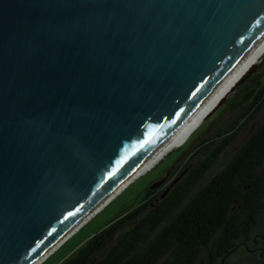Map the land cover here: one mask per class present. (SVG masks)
I'll list each match as a JSON object with an SVG mask.
<instances>
[{
    "label": "water",
    "instance_id": "1",
    "mask_svg": "<svg viewBox=\"0 0 264 264\" xmlns=\"http://www.w3.org/2000/svg\"><path fill=\"white\" fill-rule=\"evenodd\" d=\"M263 35L264 0H0V264L42 263Z\"/></svg>",
    "mask_w": 264,
    "mask_h": 264
},
{
    "label": "trees",
    "instance_id": "2",
    "mask_svg": "<svg viewBox=\"0 0 264 264\" xmlns=\"http://www.w3.org/2000/svg\"><path fill=\"white\" fill-rule=\"evenodd\" d=\"M262 79V73L253 74L227 98L220 110L229 112V121L212 124L191 147L197 153L189 160L179 157L177 177L193 164L165 196L148 200L147 188L137 207L126 209L59 264H251L229 259L264 235L256 232L264 215V119L206 183L194 188L255 115L264 113Z\"/></svg>",
    "mask_w": 264,
    "mask_h": 264
},
{
    "label": "rangeland",
    "instance_id": "3",
    "mask_svg": "<svg viewBox=\"0 0 264 264\" xmlns=\"http://www.w3.org/2000/svg\"><path fill=\"white\" fill-rule=\"evenodd\" d=\"M263 58L260 59L258 63L261 62ZM261 66L252 71L247 78L251 77L255 73H262V80L264 81V67ZM245 81H243L241 84H243ZM237 88L229 96L232 97L233 95L237 94L239 91ZM230 116L231 115L227 110H220L219 108L210 118L202 120L200 124H198L196 127H193L189 132L185 133L183 138L179 140V143H176L171 148L167 149L164 154H162L152 164L151 167L144 169L136 178L130 181V183H128L116 196H114L103 208H101V210H99L83 226L75 231L40 264H59L89 237L93 236L105 225L116 219L119 215L123 214L126 209L137 207L143 197L144 191L148 188L152 180L164 175L167 169L170 168L179 159V157H181L183 152L190 149L203 137L205 133L211 129L213 126L212 124L223 126L229 121ZM263 119L264 113L258 112L250 121V123L246 125L245 128L238 134L236 140L222 152L219 163L215 164L213 168L204 175V177L194 188V191L199 189L211 178L213 173L218 170L219 164L221 162L230 158L237 151L239 145L244 142V140L251 134L256 126L263 121ZM213 147L214 144H211L202 148L198 154V157H202L208 148L212 149ZM256 232L264 233V215L256 228ZM256 239L260 242L256 245L254 242L250 241V246L262 247L259 249V251L264 252V238L258 236ZM242 258H244L247 263L264 264V256L260 257L259 253H257V255L254 257H250L248 255V249L245 247L240 248L238 252L233 254L230 257L229 262H236Z\"/></svg>",
    "mask_w": 264,
    "mask_h": 264
},
{
    "label": "bare ground",
    "instance_id": "4",
    "mask_svg": "<svg viewBox=\"0 0 264 264\" xmlns=\"http://www.w3.org/2000/svg\"><path fill=\"white\" fill-rule=\"evenodd\" d=\"M264 57V35L255 44V46L249 51L244 59L234 68V70L228 75V77L220 84V86L214 91V93L202 104V106L194 113L196 115L191 116L178 130L168 139V141L157 151L130 179L129 182L136 178L144 169L151 167L152 164L162 155L164 152L171 148L176 143H179L185 133L189 132L193 127L204 120L206 112L217 102V100L226 92H228L234 83L246 72L251 66L258 63L260 59ZM98 212V211H97ZM96 212V213H97ZM95 213V214H96Z\"/></svg>",
    "mask_w": 264,
    "mask_h": 264
},
{
    "label": "flooded vegetation",
    "instance_id": "5",
    "mask_svg": "<svg viewBox=\"0 0 264 264\" xmlns=\"http://www.w3.org/2000/svg\"><path fill=\"white\" fill-rule=\"evenodd\" d=\"M193 147V146H192ZM183 149V148H182ZM181 149V150H182ZM197 153V148H193V149H188L186 150L185 152H183V154L181 156H186L187 155V160H189L193 155H195ZM193 163H191L184 171L185 173L182 175V177L179 179V181H181L183 179V177H185V175L189 172L190 170V167ZM174 164L167 169V171L165 172L164 175H162L161 177L159 178H155L154 180H152V182L149 184L148 186V192H147V199H151L152 197H155V196H160L162 195V193L164 192V190L170 186V184L175 180V178L179 175V172H176L175 169H174ZM167 176V179L166 181L158 188H155V189H151L150 186L152 183H154L155 181L159 180V179H162L163 177ZM178 181V182H179ZM172 189V187H171ZM170 189V190H171ZM262 238H264V235L260 236ZM252 242H254L256 245L260 242L255 238H253L251 240ZM245 248L248 249V254L249 255H257V253H259V256L262 257L264 256V252L263 251H259L260 248L262 247H251L250 246V242H248L245 246Z\"/></svg>",
    "mask_w": 264,
    "mask_h": 264
}]
</instances>
